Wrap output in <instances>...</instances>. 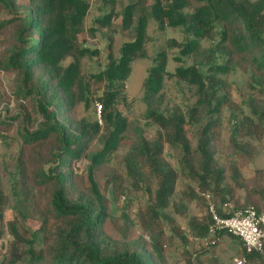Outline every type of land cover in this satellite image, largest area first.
<instances>
[{
  "label": "trees",
  "instance_id": "obj_1",
  "mask_svg": "<svg viewBox=\"0 0 264 264\" xmlns=\"http://www.w3.org/2000/svg\"><path fill=\"white\" fill-rule=\"evenodd\" d=\"M195 1L201 6L185 13ZM0 8L11 15L7 21L0 20V32L11 33L9 47L0 55V70L15 75L14 96L32 101L33 108L43 118L33 133L20 131L23 148H29L37 159H42L45 144L50 143L51 148L44 159V166L48 167L33 177L46 190L45 219L38 232L42 247H35L36 236L21 232L13 222H8L13 240L8 257L1 264H165L156 240L150 245L142 236H128L129 228L122 237L110 233L114 221L107 210L109 200L97 182L101 178L106 180L107 188L112 186L119 199L121 180L105 171V162L121 148L127 133H131L134 136L131 153L126 157L128 173L140 186L144 184L148 198L152 195L150 187L147 188L148 179H155L158 184L150 199L151 206L140 210L137 216L146 230L152 223H145L159 219L175 194L178 174L164 159L162 139L148 141L142 131L131 128L128 120L115 109L119 102L126 100L124 91L132 64L144 58L150 40L144 0L130 3L123 10L122 30L132 33V41L124 43L119 57L110 52L104 71L92 77L105 86L102 97L96 99L102 104V124L79 119L77 115L80 106L90 108L93 103L91 81L85 76L82 64L85 57L96 53L77 42L89 5L84 0H0ZM151 11L161 28L183 30L187 39L181 50L184 55L200 53L201 42L212 36L218 24L222 28L218 45L225 62L208 63L212 72L208 75L199 67L176 71L177 78L196 89V104L187 115L163 108L161 92L168 76L166 52L155 58L149 70L144 83V102L146 117L164 132L170 147L181 149L193 181L199 184L202 194L210 196L218 214L223 216L222 204L234 200L235 188H243L241 172L234 169L231 179L234 187L225 185V170L215 159L212 121L199 128L197 151H192L185 125L187 117L188 121L199 122L219 113L228 102L229 86L217 76L218 70L224 68L228 73L230 66L237 67L264 85V0H155ZM113 18L114 13H110L100 23L109 26ZM171 45L176 43L169 41L168 46ZM252 109L258 118L252 131L258 133L263 129L264 109L258 110L254 103ZM244 120L250 121L247 117ZM1 127L9 130L12 124L0 119ZM96 141L102 150L88 152ZM83 159L90 164L87 178L80 180L74 165ZM146 172L149 173L147 181ZM245 189L244 205L237 200L234 209L252 206L264 213V186L255 182ZM14 196L17 204H21L17 190ZM4 208L5 195L0 189V220H3ZM211 220L207 213L201 224L190 220V225L199 237H204ZM257 260L263 261L256 255H248V263Z\"/></svg>",
  "mask_w": 264,
  "mask_h": 264
},
{
  "label": "rangeland",
  "instance_id": "obj_2",
  "mask_svg": "<svg viewBox=\"0 0 264 264\" xmlns=\"http://www.w3.org/2000/svg\"><path fill=\"white\" fill-rule=\"evenodd\" d=\"M84 1L89 5V9L77 42L83 48L96 53L85 57L82 64L85 76L91 81L93 103L90 108L80 106L77 115L79 119L86 118L93 122L99 121L95 102L102 97L105 86L103 83L92 80V77L104 71L110 52L117 58L120 56L124 43L132 41V33L122 30V14L128 4L137 3L138 0ZM154 1L144 0L149 20L147 33L150 39L145 47V56L132 64V73L124 91L126 100L119 102L115 109L128 120L131 128L142 131L148 141L162 139L164 159L178 174L175 194L171 205L161 212L159 219L145 223H152V226L149 225L146 230L137 216L140 210L151 206L150 199L152 200L158 184L155 179H148L149 173L146 172L145 178L146 181L148 179L149 185L147 188L150 187L152 193L148 198L143 189L144 184L140 186L128 173L126 157L131 153L134 135L127 133L121 148L111 154L105 162V171L121 180L119 184L122 192L119 199H116L112 186L107 188L106 180L101 178L97 181L101 191L109 200L107 210L114 221L109 231L113 236L122 237V233L129 228L126 230L128 236H142L150 245H153L156 240L160 245L165 264H234V260L242 255V245L232 236L224 234L216 247L208 251L202 249L198 232L191 227L190 220L201 224L206 219L208 205L203 198L204 192L188 173L185 156L181 149L170 147L165 142L164 132L146 117L147 105L144 102V83L149 70L155 58L162 52H166L168 76L165 77L161 92L163 108L166 111L178 110L187 115L196 104V89L177 78L176 71L179 68L199 67L202 73L208 75L212 73L209 70L211 65L208 63L212 62L213 65L225 62L224 53L218 45L222 28L218 24L212 36L201 42V51L197 55L181 54L187 41L186 35L180 28L159 26L152 16L151 8ZM199 6L201 4L195 1L191 8L185 10V13H192ZM110 13H114L111 24L102 25L100 20ZM138 15L137 11L136 17ZM10 18L11 15L0 8V20L7 21ZM10 35L11 33L0 32V55L9 47ZM169 41L175 42L176 45L168 46ZM229 69L228 73L223 71L224 68L217 71V76L229 86L228 102L222 106L219 113L206 116L205 119L201 118L199 122L188 121L187 117L185 131L192 151H197L199 128H203L209 120L214 123L212 132L215 159L225 170L224 175L227 177L225 185L234 187L231 179L235 168L239 169L242 175L243 188H235V197L231 201V205L235 206L237 200H240V205H244V197L247 193L245 187L255 182L264 186V125L258 133L252 131L258 124L252 103L258 110L263 111L264 85L242 69L232 66ZM16 87L15 75L0 70V119L12 124L9 130H6V127L0 128V189L5 195L4 215L3 220H0V264L7 259L13 240L8 222H13L21 232L27 231L36 236L35 247L40 249L42 240L39 241L38 232L45 219L43 197L46 190L38 186L33 181V177L37 171L48 167L46 164L44 166V159L46 160V152L48 154L50 152V143L45 144L42 159H37L29 148H23L20 131L24 133L26 130L33 133L43 123V118L33 108L32 101L18 100L14 96ZM245 117L250 121H245ZM14 118L16 120H12ZM245 124L247 127H244ZM101 150L102 146L97 141L88 148V152L94 153H99ZM89 164L87 159H83L74 165L75 174L80 180L87 178ZM14 190L20 193L21 204L15 201ZM177 209H182V212ZM248 264H264V260L251 261Z\"/></svg>",
  "mask_w": 264,
  "mask_h": 264
},
{
  "label": "built area",
  "instance_id": "obj_3",
  "mask_svg": "<svg viewBox=\"0 0 264 264\" xmlns=\"http://www.w3.org/2000/svg\"><path fill=\"white\" fill-rule=\"evenodd\" d=\"M95 108L102 124V104L96 101ZM203 197L212 220L206 236L198 238L202 249H213L220 243L222 235L227 234L242 245V255L234 260V264H248V255H256L264 260V213H259L252 206L235 210L231 203H224L220 207L223 216H220L210 196L203 194Z\"/></svg>",
  "mask_w": 264,
  "mask_h": 264
}]
</instances>
